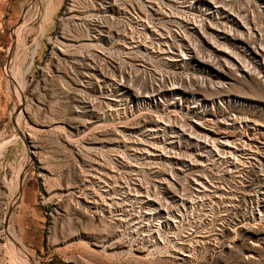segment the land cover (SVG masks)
Returning a JSON list of instances; mask_svg holds the SVG:
<instances>
[{"label":"rangeland","instance_id":"1","mask_svg":"<svg viewBox=\"0 0 264 264\" xmlns=\"http://www.w3.org/2000/svg\"><path fill=\"white\" fill-rule=\"evenodd\" d=\"M0 264H264V0H0Z\"/></svg>","mask_w":264,"mask_h":264}]
</instances>
